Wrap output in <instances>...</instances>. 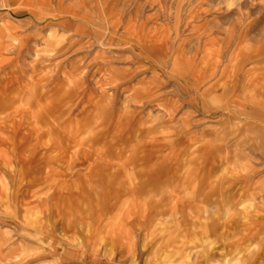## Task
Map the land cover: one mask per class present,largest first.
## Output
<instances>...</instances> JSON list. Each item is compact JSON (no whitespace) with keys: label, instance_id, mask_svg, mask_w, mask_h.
Masks as SVG:
<instances>
[{"label":"rangeland","instance_id":"374dc122","mask_svg":"<svg viewBox=\"0 0 264 264\" xmlns=\"http://www.w3.org/2000/svg\"><path fill=\"white\" fill-rule=\"evenodd\" d=\"M0 264H264V0H0Z\"/></svg>","mask_w":264,"mask_h":264}]
</instances>
